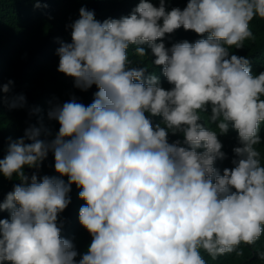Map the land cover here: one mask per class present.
<instances>
[{
    "label": "clouds",
    "instance_id": "obj_1",
    "mask_svg": "<svg viewBox=\"0 0 264 264\" xmlns=\"http://www.w3.org/2000/svg\"><path fill=\"white\" fill-rule=\"evenodd\" d=\"M257 18L264 21V0H188L171 10L165 0H139L129 15L103 21L82 6L67 25L71 41L59 40L57 71L98 91L87 106L72 96L50 107L59 123L53 139H40L34 125L8 138L0 174L20 182L0 202L9 213L0 219V264H208L205 255L215 261L254 246L264 236V71L254 74L231 49L255 39ZM181 27L202 38L166 46V34ZM130 46L140 58L150 49L170 88L145 75L147 66H131ZM3 101L27 105L23 94ZM209 112L215 131L201 123ZM230 127L239 146L221 174L215 163L228 157L218 133ZM49 153L58 175L38 178ZM73 184L91 236L83 254L61 235ZM257 257L264 264V248Z\"/></svg>",
    "mask_w": 264,
    "mask_h": 264
},
{
    "label": "trees",
    "instance_id": "obj_2",
    "mask_svg": "<svg viewBox=\"0 0 264 264\" xmlns=\"http://www.w3.org/2000/svg\"><path fill=\"white\" fill-rule=\"evenodd\" d=\"M159 5V0H151ZM168 10L172 7L183 9L188 0H165ZM39 3L40 7H35ZM139 3V0H0V88L9 80L13 81L10 93L0 91V159L6 154L8 138L16 140L24 135V131L31 125L41 128L40 139L51 140L59 130V123L49 119L50 107L59 102H67L75 96L78 102L85 106L94 100V93L98 91L93 85L87 91L74 87L73 79L57 71L59 57L56 49L60 46L59 40L71 41V22L79 18V9L86 6L94 10L98 20L107 18L119 19L127 16ZM250 27L254 33V40L245 41V47L231 49V52L239 56H246L251 61L252 71L259 74L264 71V21L254 19ZM202 37L192 30H184L183 27L171 34H166L165 44L187 40L194 43ZM146 47V46H145ZM135 46H130L129 58L133 61L132 67H145V75L156 74L159 76L162 86L170 88L166 78L162 75V67L152 65L154 57L150 49L144 58L137 57L134 53ZM23 94L27 105L24 108L9 109L3 98ZM39 111L32 112L31 109ZM209 113L201 114V123L211 130H217L215 124L208 123ZM159 117H154L153 122H159ZM260 136L262 143L257 146L264 154V124L261 125ZM180 138L181 135L169 137L170 142ZM222 142V150L227 154V159L217 160V167L221 174L223 169L231 168L233 157L232 149L238 145L237 132L230 127L227 134H219ZM30 143V141H26ZM31 175L35 169L25 168ZM43 175H58L54 170V156L49 153L42 162L38 172V178ZM67 180V177H64ZM20 181L17 177L11 180L0 174V202H3L6 194L13 190V185ZM79 189L72 185L69 196L71 202L60 214L62 221L61 235L73 240L77 251L83 254L91 242V236L79 223V208L85 202L78 198ZM9 218L7 211H0V219ZM264 248V236L254 246H241L243 255L235 253L219 257L213 261L205 255L208 264H260L257 251ZM80 256L77 257L79 259ZM10 264V262H4Z\"/></svg>",
    "mask_w": 264,
    "mask_h": 264
}]
</instances>
